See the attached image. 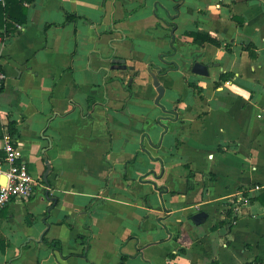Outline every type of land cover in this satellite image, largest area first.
<instances>
[{"label":"crops","instance_id":"crops-1","mask_svg":"<svg viewBox=\"0 0 264 264\" xmlns=\"http://www.w3.org/2000/svg\"><path fill=\"white\" fill-rule=\"evenodd\" d=\"M25 5L0 122L37 184L0 208V264L264 260V0Z\"/></svg>","mask_w":264,"mask_h":264},{"label":"built area","instance_id":"built-area-1","mask_svg":"<svg viewBox=\"0 0 264 264\" xmlns=\"http://www.w3.org/2000/svg\"><path fill=\"white\" fill-rule=\"evenodd\" d=\"M5 77L6 74L0 66V89ZM0 148L4 151L0 158V175L5 177L4 183H0V208H3L12 200L29 199L34 193L37 181L27 163L19 158L16 138L8 131L0 136Z\"/></svg>","mask_w":264,"mask_h":264},{"label":"trees","instance_id":"trees-1","mask_svg":"<svg viewBox=\"0 0 264 264\" xmlns=\"http://www.w3.org/2000/svg\"><path fill=\"white\" fill-rule=\"evenodd\" d=\"M32 0H0V25L4 28V33L10 35L14 32L17 24H22L26 21L27 8L25 4L31 3ZM196 40L201 42H210L215 45H219V41L212 38L209 35H194ZM221 79H227L228 75L225 73L220 75ZM8 132L16 137L17 131L13 125L8 126ZM2 135V124L0 122V136ZM4 155L3 151H0V158ZM242 264H264V260L258 256L253 257L250 260L244 261Z\"/></svg>","mask_w":264,"mask_h":264},{"label":"water","instance_id":"water-1","mask_svg":"<svg viewBox=\"0 0 264 264\" xmlns=\"http://www.w3.org/2000/svg\"><path fill=\"white\" fill-rule=\"evenodd\" d=\"M113 63L124 66V60L121 58H114ZM192 72L200 74V75H207L208 74L207 66L200 63V62H194L193 66H192ZM157 90H158L159 94L161 95L162 94V87L160 85L157 86ZM4 180H5V177L2 175L0 183H4ZM206 217H207L206 212L198 211L197 213H195L191 217V219L194 223L200 224L204 221V219H206Z\"/></svg>","mask_w":264,"mask_h":264}]
</instances>
